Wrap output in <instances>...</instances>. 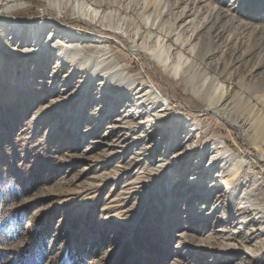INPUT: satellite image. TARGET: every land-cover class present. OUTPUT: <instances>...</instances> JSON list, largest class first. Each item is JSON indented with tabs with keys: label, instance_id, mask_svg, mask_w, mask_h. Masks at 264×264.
Listing matches in <instances>:
<instances>
[{
	"label": "rangeland",
	"instance_id": "1",
	"mask_svg": "<svg viewBox=\"0 0 264 264\" xmlns=\"http://www.w3.org/2000/svg\"><path fill=\"white\" fill-rule=\"evenodd\" d=\"M77 1L85 10L81 17L71 14L76 0H0V11L2 3L15 6L12 20L34 25L50 17L86 38L57 43L44 57L0 32V252L22 249L40 234L47 241L44 264L71 253L81 264H264V253L255 256L264 232L242 240V247L239 237L229 240L231 232L223 231L244 236L264 226V0H198L188 4L191 11L183 8L194 0ZM87 7L97 10L95 19ZM205 17L211 23L197 34L185 23L195 18L202 24ZM107 21L112 28L121 23L122 36L136 45L157 38L178 43L173 47L191 64V75L222 74L218 95L237 99L236 114L247 115L249 131L240 135L156 64L159 72L128 52L124 38L104 31ZM236 26L245 36L237 43L231 37ZM106 49L114 61L104 60ZM103 64L106 76L90 81ZM116 86L121 96L153 87L162 99L168 94L177 101L160 117L152 109L163 104L156 92L149 103L133 95L120 104V94L107 90ZM173 173L183 178L177 185L169 179ZM193 177L200 179L190 182ZM227 178L231 188L219 183L210 197L194 198L201 181ZM241 195L263 213L232 218ZM249 216L258 222L240 223ZM0 264L20 263L0 254Z\"/></svg>",
	"mask_w": 264,
	"mask_h": 264
},
{
	"label": "bare ground",
	"instance_id": "2",
	"mask_svg": "<svg viewBox=\"0 0 264 264\" xmlns=\"http://www.w3.org/2000/svg\"><path fill=\"white\" fill-rule=\"evenodd\" d=\"M192 2L195 3V2H198V0L191 1L190 3H186L185 7L187 9L183 8L184 11H191V9H193L194 6H192L191 8H190V6H188V4L191 5ZM1 5H3V7H1L2 11H0V32H1L2 39L5 41L11 40V42L14 41L15 44H18L19 38H20L21 42L19 43V45L25 46L27 44L26 45L27 47H22V48H24L28 52L38 51L39 54L41 53L45 57L47 53H49V52L51 53V51L53 49H56L58 47L57 43L60 45H63L64 43H67V42L78 41V40L80 41V39H82V38L84 40L86 39L83 36H80L79 32H77L75 29H72V28L65 29V28H62L59 26H55L52 23L50 17L49 18L44 17L45 20L40 21L37 24L34 23V25L33 24L30 25L27 23H20L19 20H12V19H10L11 16L8 14H9V11L13 10V8L15 6H13L12 4H9V3H2ZM61 5L64 6V3H62ZM72 7H73V9L71 11L72 16L81 17L82 15H84L83 12L85 10L83 9L81 2L76 0V2L74 3V5ZM86 11H87V13L90 12L94 19L96 18V16H98L97 10H94L92 8L87 7ZM105 17L106 16L101 18V20H100L101 23H102L103 19L106 21ZM205 19H207V20H205ZM203 21H206V22L203 23ZM185 23L189 24L190 27L194 26L195 27L194 33L197 34L204 27L206 28L207 25L211 23V20L209 19V17H205L204 20H202V24H200L198 21H195V18H193V19L187 20ZM215 24H216L215 22L212 24L211 29H215ZM123 29H124V26L121 25V23H118L114 28H112L110 21H107V23L104 27L105 32L109 31V32H112V33L119 35L122 38H124L122 36ZM6 33L8 35L7 38H5ZM95 33H99V31H97ZM194 33H193V36H196V35H194ZM243 33H244V30L241 29L240 26L239 27L236 26V30H235L234 34L231 35V37L233 39H235V43L241 42V40L245 37V36H243ZM95 35H98V37H99L101 35V32H100V34H95ZM55 36H58V39L53 41ZM208 37H210V33H209ZM153 38H154V36H153ZM124 40H125V38H124ZM200 41L201 42L199 43V45L203 44L205 39L200 38ZM124 42L127 46L128 52H130L132 54H140L144 58L145 62L149 63L150 67H153L157 72H159L154 67V64H156L158 67H160V69L162 70V73L164 75L171 77L177 83L182 84L184 86V90L187 91L188 93H192L193 96L195 97V99L202 100V102L205 103L204 104V110H206V111L211 110L214 113H216L217 115H219L220 117L226 118L229 125L232 126L233 128H235L239 132L240 135L243 133L246 134L249 131L250 127H247L249 125L248 117H245L247 115L244 114L245 115L244 116V115L239 114V113L236 114L237 112L235 110L237 108V104H236L237 99L234 98L233 96H230V94H228L227 92L225 94L222 92V95H218L220 90L223 88V86H222L223 84H221L220 80H219V78L222 80V74H220L217 78L208 79V78L204 77V79L202 80V78H198L200 76L199 73H198V75L196 74L197 76L194 74L191 75V73H188L189 67L191 66V64L188 66L187 65L188 61H186V62L184 61V56L182 55L183 52L178 51V48L176 46L173 47L174 45H178V43H176V42H174V45H173L171 43H168L166 40H160L159 38H157L156 43L153 45H151V44H149V45H147V44L136 45L134 42H129V41L127 42L126 40ZM94 43H97L98 47H102V44L99 40H94ZM55 46H57V47L55 48ZM88 46H92V45L88 44ZM175 51H177V52H175ZM57 54L58 53H56L55 56L59 58L58 55H60V54H58V55ZM104 56L106 58V59H104L105 61H109V60L114 61L113 54L107 49L103 53V57ZM63 63H65V62H63ZM57 67H58V65H57ZM102 67H104V64ZM61 69L62 68H60V69L58 68V69H56V71H54V75L52 76L53 79H55V78L59 79L58 75H59V72L62 71ZM78 71L81 72V69L78 68ZM73 72H76V70H74ZM82 72H84V71H82ZM95 73H97V74H90V76L92 78H95V79H90V81L96 80V78H101L103 76H106L107 72H106V69L104 67V68L97 69ZM204 73H205V71L204 72L202 71V74H204ZM223 74L225 75L224 72H223ZM104 78H106V77H104ZM109 82H110V80L107 79L106 84H108ZM104 83L101 81L98 82V84H100L101 87L106 85ZM143 85H144V83H143ZM107 90H109L111 92H113V91L117 92L118 95L120 94L118 91H121L119 86L112 87L111 89H107ZM157 90L159 92H161V89L159 87L157 88ZM153 91L156 92V89L152 87V89L149 91H146V89H144V88H139L138 90L132 89L130 92H128L126 95H123V96H121V94H122L121 93L119 95V96H121V99H122V100H120V104H123V100L130 98V97H134V96L137 99H139V101L141 103H145V102L149 103V99L151 98V95H153ZM156 94H157V96L155 98H158V99L161 98V101H163V104L160 105L161 107L154 105V107H152V109L157 111L158 113L162 112V113H160L161 114L160 117H165V116L170 115L171 114L170 110L173 107L172 102H176L177 99L174 98L173 95H168V94L166 97H164L162 99V97L159 93L156 92ZM234 113L236 115H234ZM256 125H257V123H256ZM250 132H253V131L251 130ZM249 135H251V134H249ZM220 143H221V141H220ZM171 147H173V144H171ZM221 147L222 146L220 145L218 148H221ZM223 147H225V146L223 145ZM251 147L254 148L255 151L256 150L259 151V147L255 146V145H252ZM222 153H223V149L216 152L217 155H222ZM217 161H218V158L212 159L210 166L215 165L217 163ZM187 162H190V160H188ZM199 167L200 166L195 165L194 169H197ZM211 172H213V169L210 170V173ZM195 173H199V172L197 171ZM169 179H174V181H172V183L173 182L176 183L175 185H177V183H179L183 180L182 177H176V175H174V173H173L172 177H170ZM199 179L200 178H198V177H193L189 181L195 182V180L199 181ZM184 180H186V179L184 178ZM219 183H226V185L224 187L229 189V188H231L229 184L233 183V181H232V179L227 178L224 181H221V182L216 181L215 183H212L210 185H208L207 181L206 182L201 181L200 186L197 187V188H199L198 191L199 190L200 191L199 192L197 191L194 194V198H197V199L202 198L203 199L202 196H204L205 194H209L208 197H210L211 194L215 191V188L221 186V184H219ZM187 188L188 189L192 188V190L195 189L194 186H191V184L188 185ZM207 202H208L209 206H215L217 203V201H215V199L212 200V203H211V200L210 201L207 200ZM233 209H236V211H237L232 216V218H235V219H237V217H241V216L243 217V214H245V213H249L251 215H258V214L263 213L262 207H260L259 205H257L254 202H249L247 200L246 195H241L239 201L233 203ZM201 212H202V210L197 211L196 213H193L190 216H192L193 218H196L200 215ZM198 219H201V218H198ZM227 221L229 224L235 222V220H233V219H228ZM192 222L193 221H191V223ZM251 222H252V224L257 223L258 222L257 218L256 217L254 218V216L253 217L249 216L248 218L245 217L243 219H240V223H244L245 226H247L248 224H251ZM259 223L261 224L262 222H259ZM239 227L241 228V226H239ZM223 231L231 232L227 236V238L229 240L235 239L236 236L239 237L240 245L242 247H245L243 245V243H241L242 240H245L246 242H251L252 240L257 238L260 235V233L264 232V226L254 227L250 230V232L246 231L245 232L246 235H244V236L237 235V233L231 229H229V231L228 230H223ZM226 245H229V244L227 243ZM234 245L236 246V244H234ZM261 248H262L261 249L262 251L261 252L257 251V254H255V256L257 258L260 257L264 253V245H261ZM251 250H252L251 248H248L249 252ZM250 254L252 255V253H250ZM263 257L264 256H262V258Z\"/></svg>",
	"mask_w": 264,
	"mask_h": 264
},
{
	"label": "trees",
	"instance_id": "3",
	"mask_svg": "<svg viewBox=\"0 0 264 264\" xmlns=\"http://www.w3.org/2000/svg\"><path fill=\"white\" fill-rule=\"evenodd\" d=\"M1 238L5 237L0 234V240ZM0 254L4 256L13 254V257L17 259L20 264H44L48 259L47 241L42 235L38 234L26 247L8 253L0 252ZM57 264H81V262H77L73 253H71L70 255L68 254L62 262Z\"/></svg>",
	"mask_w": 264,
	"mask_h": 264
}]
</instances>
